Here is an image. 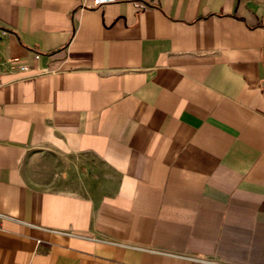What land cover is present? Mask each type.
Masks as SVG:
<instances>
[{
  "label": "crops",
  "instance_id": "0c3cea01",
  "mask_svg": "<svg viewBox=\"0 0 264 264\" xmlns=\"http://www.w3.org/2000/svg\"><path fill=\"white\" fill-rule=\"evenodd\" d=\"M93 1L0 0V264H264V0Z\"/></svg>",
  "mask_w": 264,
  "mask_h": 264
},
{
  "label": "built area",
  "instance_id": "2783aa9c",
  "mask_svg": "<svg viewBox=\"0 0 264 264\" xmlns=\"http://www.w3.org/2000/svg\"><path fill=\"white\" fill-rule=\"evenodd\" d=\"M114 0H94L93 1V6L92 7H99L105 3L111 2ZM137 5L141 8H147L148 5L147 4H142V3H137ZM12 61L16 64H18V66L20 67L21 70H26L27 66L25 63L20 62V58H13ZM2 86V82H1V74H0V87Z\"/></svg>",
  "mask_w": 264,
  "mask_h": 264
}]
</instances>
